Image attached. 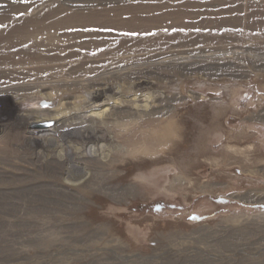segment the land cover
<instances>
[{"label": "rangeland", "instance_id": "374dc122", "mask_svg": "<svg viewBox=\"0 0 264 264\" xmlns=\"http://www.w3.org/2000/svg\"><path fill=\"white\" fill-rule=\"evenodd\" d=\"M39 18L59 21L37 38L76 45L73 72L83 78L120 56L144 64L170 51L171 63L152 67L159 79L149 77L146 87L169 96L168 113L155 118L172 135L166 152L157 146L119 169L123 178L114 184L134 182L136 198L119 203L99 193L86 206L61 207L84 216L22 213L30 203L12 198V169L0 167V264H264V0H115L80 8L0 0V38ZM114 83L85 115L118 101L121 82ZM87 95L74 93V104ZM147 96L133 104L145 114L154 108ZM85 170L62 181L77 182Z\"/></svg>", "mask_w": 264, "mask_h": 264}, {"label": "bare ground", "instance_id": "6f19581e", "mask_svg": "<svg viewBox=\"0 0 264 264\" xmlns=\"http://www.w3.org/2000/svg\"><path fill=\"white\" fill-rule=\"evenodd\" d=\"M112 1L115 0H64V3L80 8L89 3L107 4ZM101 18L98 22L102 21ZM68 21L72 23L73 17ZM59 24L57 20L46 23L39 18L20 34L0 38V167L12 169L9 173L14 180L9 188L12 198L30 203L29 207L26 205L21 210L34 216L87 215L83 210L67 212L61 207H76L79 203L86 206L89 201H96L99 193L119 203L125 202L126 198H136L139 190L134 182L124 186L114 184L123 178L119 169L131 160L143 161L142 158L157 146L166 152L172 135L169 124L155 118L168 113L169 96H154L146 87L152 83L149 77L159 79L152 74V67H166L171 63L170 51L160 52L154 60L144 64L118 55L119 60L111 62L98 74L83 78V75L76 76V71L73 72L78 62L74 57L78 49L76 45L69 40L46 42L37 38L39 32L41 35V32H55L54 28ZM126 80L130 84H125ZM114 81L121 82L118 84L120 91L115 92L119 94L118 101L105 103L102 110L94 115H85L92 104L107 95ZM81 89L86 90L88 95L81 96L80 103L74 104L77 101L73 94ZM145 94L154 102V108L146 114L143 109L133 106ZM107 97L108 101L113 98ZM32 102L34 106L30 105ZM18 108L20 111L16 112ZM145 116L150 120L141 121ZM44 122L53 124L45 128L40 124ZM161 122L163 125H160ZM102 141L105 144L95 146ZM76 145L79 147L75 148ZM57 148L60 149L58 155ZM83 168L86 172L80 174L82 179L77 182L62 181L67 177L73 179L75 173H81Z\"/></svg>", "mask_w": 264, "mask_h": 264}]
</instances>
